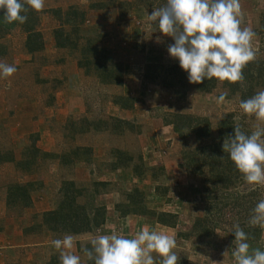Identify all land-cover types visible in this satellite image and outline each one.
<instances>
[{
    "label": "rangeland",
    "instance_id": "374dc122",
    "mask_svg": "<svg viewBox=\"0 0 264 264\" xmlns=\"http://www.w3.org/2000/svg\"><path fill=\"white\" fill-rule=\"evenodd\" d=\"M61 1L45 0L44 9L38 13L36 30L40 33H50L53 38L52 30L58 25V21L46 10L49 6L57 7L58 3H62ZM117 1L105 0L106 5L101 9L113 8L121 24H116V18H112L111 21L114 22L110 23V20H107L104 25L107 29L104 30L103 27L96 25V20L101 18L99 15L93 16L95 21L92 24L84 22L86 20L84 18L77 28L78 37L75 38V45L71 43L68 48H64L68 56L67 60L74 63L87 80L73 88L76 91L75 94H70V99L78 100L77 106H71L68 111L60 105L63 111H58V115L63 117L51 118L50 121L53 122L48 123L45 142L52 143L54 148L39 149L51 154H37L29 167H18L15 161L20 158V151L14 152L12 145L9 144L14 142L18 135H0V151L10 152L13 158L12 161L0 163V201L1 203L4 201L1 207L3 212L0 217V227L10 221L16 224L15 221L20 218L27 220L24 213L32 214L31 209L39 208L37 212H41V208H44L42 209L44 211L55 207L60 198L59 188L62 181L71 180L73 187L78 191L76 202L83 204L89 214L96 206L103 208V221L97 228L91 230L93 235L110 234L112 229H116L120 234L131 238L147 226L150 230L175 234L177 247L174 251L180 257L178 264H236L232 256L235 243L228 238V232L234 223L251 226L248 221L256 203L264 199V186L247 184L242 174L236 169L237 171L231 174L230 186L226 188L218 186L210 193L208 191L211 185L205 181L209 176L210 166L200 161L198 170L201 174L197 171L188 172L184 168L182 152L188 150L198 152L201 146L210 144L216 138L217 122L224 115H228L229 121L234 125L240 124L242 129L250 134L255 125L260 122L254 115H246L239 107L240 90L245 89L246 83L250 85L251 92L247 97L249 98L257 91L264 90V81L256 83L255 78L252 76L253 78L250 79L249 76L248 80L238 82L239 88L236 91L229 93L217 79L210 90L204 92L197 90L195 84L188 81L187 73L183 69L181 74L168 69L173 64H179L178 59L172 58L167 51L168 45L174 43L173 38L160 32L156 24L149 27L147 15L153 9L163 6L166 0H146L147 3L143 2L145 0H128L130 7L123 10L121 16L118 14V9L114 7ZM240 2L244 12L241 26L250 27L256 33L252 44L257 49V59L253 62L264 65V0H240ZM62 8L65 7L62 6ZM81 26L84 29H81ZM64 27L66 31L70 28L67 25ZM22 33L25 32L16 25L8 32L9 36L6 37L5 34L2 39L0 38V42L6 46V52L3 54L5 55L3 57H6L4 62L17 67V71L12 76L0 77V81L2 85L14 88L9 98L22 97L27 99L28 103L30 101L36 103V106L31 105L32 111L30 110L33 112L35 109L33 112L35 117L41 115L45 109L56 105L54 89L61 85V79L57 78L62 77V72L59 60L55 59L58 55L51 57L41 53V50L36 52L30 63H27L28 60L23 59L18 51L19 48L24 47ZM69 37L74 38V34L70 32ZM85 37L99 38L97 44L106 50L109 61L113 60L121 66L120 84L101 83L91 66L87 73L77 67V58L81 46H84ZM14 59L18 63H14ZM156 64L158 68H150ZM51 65L54 66L51 69L45 67ZM254 66L256 65L251 64L250 73L254 72ZM262 77L264 78V73ZM223 91H227L228 96L223 104H217L216 98ZM128 92H135L134 94L137 95H129ZM118 94L134 98L132 108L124 109L125 111L119 114L113 107L118 106L112 102ZM5 99L7 96L4 97V102ZM68 103L69 107L70 102ZM74 108L77 111L72 110ZM8 110L6 108V111ZM170 112L207 119L210 135L199 139L192 129L184 128L182 137H178L172 127L165 126L166 124L161 120L163 114L168 115ZM108 116L127 119L132 123V127H124L121 132L113 131L109 127L103 128V122L108 120ZM14 118L11 124H23L22 115L18 117L17 113ZM82 119L87 123L84 124L83 131H78L82 125L80 122ZM73 120L72 128H74L72 129L70 122ZM200 122L198 123L201 124ZM94 124H97V127L93 128ZM5 127L8 130V127ZM12 131L10 130L11 133ZM36 134L29 133L24 137L27 144L30 141H34L35 144L38 139ZM76 146L90 148L89 158L86 159L81 152H79L81 155L74 156L72 149ZM116 149L124 152L125 156H129L125 164L114 159ZM15 153L19 154L16 159ZM138 162L146 164L147 167L152 168V171L149 170L140 177L134 176L131 169ZM27 181L34 183L30 193V205L22 206L20 202L8 205L6 187L10 183ZM94 181L104 183L96 184L93 183ZM134 187L142 191L146 208L175 214L174 226L158 224L147 215L119 214L116 205L123 203L125 193ZM206 194L210 196L211 202L217 201L218 204L216 209L211 210L214 215L209 217L208 226H212V231L199 233L192 229V222L196 217L204 214L207 206ZM244 200L247 201L244 204L247 211L237 205L242 204ZM37 212L32 216V225L39 220V216L35 215ZM3 216H6L5 220H2ZM14 226L16 225H12V228L16 229L17 227ZM30 227L23 231L31 232ZM256 227L259 230L253 239L261 250H264V229ZM16 230L21 232V229ZM52 234L59 236L63 233ZM0 253L2 256L3 253ZM42 253L45 258L51 255L47 251ZM10 255L15 264H31L30 260L34 256L30 254L28 248H19L18 245L14 247ZM153 255L158 254L153 253Z\"/></svg>",
    "mask_w": 264,
    "mask_h": 264
},
{
    "label": "clouds",
    "instance_id": "9594fccd",
    "mask_svg": "<svg viewBox=\"0 0 264 264\" xmlns=\"http://www.w3.org/2000/svg\"><path fill=\"white\" fill-rule=\"evenodd\" d=\"M44 7L45 0H0L6 24H23L30 9L40 12ZM243 20L240 0H166L147 15L149 27L156 24L160 32L173 38L174 43L168 45L167 51L178 59L188 81L194 84L213 78L229 83L245 79L243 70L257 59V49L252 44L256 33L250 27H242ZM16 71L14 64L0 62V77H10ZM227 96V91L221 92L216 103L223 104ZM239 107L260 123L250 134L236 124L222 148L247 184L264 186V90L241 100ZM248 223L264 229V199L256 203ZM232 228L235 236L232 256L236 264H264V250L251 247L247 242L249 234L239 223ZM76 242L72 234L52 240L61 264H82L81 257L73 252ZM89 243L91 247L84 246L82 250L94 264H178L180 259L174 251L175 234L150 230L147 226L131 238L112 229L110 234L92 237Z\"/></svg>",
    "mask_w": 264,
    "mask_h": 264
},
{
    "label": "trees",
    "instance_id": "16d2710c",
    "mask_svg": "<svg viewBox=\"0 0 264 264\" xmlns=\"http://www.w3.org/2000/svg\"><path fill=\"white\" fill-rule=\"evenodd\" d=\"M143 2L147 3L148 1L145 0ZM105 5V0L89 1L88 8H102ZM114 7L118 9V14H120L121 16L123 15V10L130 7V2L128 0H118L117 3L114 4ZM46 11L52 17H55V19L58 21V25L55 26L52 30L54 46L58 48H68L71 43L75 45V38L78 37L76 31L85 18V10L77 5L70 4L65 8H62L60 6H49ZM38 13L39 12L30 9L26 13L28 19L25 23L20 24L19 22H14L12 24H6L3 21V12H0V38H2L3 35L7 34L16 25H19L25 32V51L27 53H34L41 50L42 36L41 33L35 28L38 19ZM66 25L70 27L67 31L64 27ZM70 32L74 34V38L69 37ZM84 40V46H81L79 57L77 58V67L83 69L84 72L87 73L91 66L93 67V71L96 74V77L101 83L120 84L121 66H119V64H117L113 60H111L112 62L109 61L110 58L106 50L97 44L99 38L85 37ZM5 52L6 46L2 42H0V56L5 54ZM251 64H255L256 66H254V72L250 73L249 71ZM157 65L158 64L150 66V68H158L159 66ZM168 69L169 71L175 70L178 74H181L182 71V68L179 64H173ZM243 73L245 79L247 80L250 76V79L253 77L255 78L256 83L264 81V78L262 77V74L264 73V65H261L259 63H249L243 70ZM216 80V78H213L211 80L205 79L203 83H196V89L201 92L208 91L214 87ZM221 83L228 89L229 93H233L239 88L238 82L229 83L228 81H221ZM250 89L251 86L246 83L245 89L240 90V100L247 99L248 95H250L251 92ZM133 100L134 98L130 96L118 94L114 97L112 102L116 104L120 109H130L132 108ZM167 116H169V118ZM161 120L164 124L170 125L180 138L183 135L182 130L184 128L192 129L196 137L199 139L205 138L210 135V127L207 119L192 117L188 114H182L179 112H170L168 113V115L163 114V116H161ZM80 122H82V125L80 126L78 131H83L85 127L84 124L87 122L83 119ZM198 122H200L201 124H199ZM73 125L74 120L70 122V127L72 128ZM94 125L95 126H93V128L97 127V124ZM127 126L132 127V123L127 119H122L116 116H108V120H105L103 122V128L107 129V127H109V129L117 132H121V130ZM234 126L235 125L231 121H229V116L224 115L217 122L216 138L212 140L210 144H204V146H201V148L197 150L198 152H196V150H188L182 152V157L184 159V168L188 172L193 173L197 171L201 174V171L199 172L198 170L200 161L201 163L202 161L206 162L210 166V171L208 173L209 176L207 179H205V181L211 185V188L208 191L210 193H212V191H215L218 186L224 188L230 186L232 184L231 174L237 171V168L231 161L228 153H225L222 148L223 142L226 137L229 134H233ZM79 152H81L82 155H85L86 159H88V156L90 155V148L85 146H76L72 149V153L74 154V156H78L80 154ZM19 154L20 158L15 161V164L18 167L26 168L30 166V163H32L35 155H50L51 153L40 151V149L35 146L34 141H30L29 144L21 148ZM114 159L120 163L125 164L126 161L129 160V156H125L124 152L116 149L114 150ZM12 160L13 158L10 152L0 151V163L3 161ZM149 170L152 171V168L147 167V165L142 162H138L132 167L131 172L134 176L140 177ZM93 183L103 184L104 182L94 181ZM33 188L34 183L32 181H27L24 183H10L6 187V203L10 205L15 202H20L22 206H29L31 201L30 193ZM77 192L78 191L73 187V182L71 180H63L61 183V187L59 188L60 198L55 207L49 210L42 211L40 213L39 220L36 222V224H34L35 226L32 225L30 227L31 231H39L42 228H45L51 233L60 232L63 234H76L91 231L94 228H97L102 223L104 218L103 208L101 206H96L89 214L83 204L76 202ZM205 199H207V206L204 214L202 216L196 217L192 222V229L199 233L212 231V226H208L209 217L210 215H214L211 213V210L216 209V206L218 204L215 200V202H211L210 196L208 194L205 195ZM245 203H247V201L244 200L242 204H236L240 207L242 206V210L244 209L245 211H247L246 207L244 206ZM116 208L121 215L135 213L150 216L155 222L164 226L173 227L175 224V214L163 211H155L146 208L143 203V193L137 187H134L129 192H126L124 202L121 204H117ZM218 211L220 210L218 209ZM240 226L246 233L249 234L250 238L247 242L251 245V247L260 248V246L256 244L255 239H253L254 236H257L259 228L256 226L248 225ZM232 230L233 228L229 230L228 238L231 241H234L235 236L234 233L231 232ZM85 246L91 247L90 243H86ZM5 264H15V262H6ZM86 264H94V262L86 260Z\"/></svg>",
    "mask_w": 264,
    "mask_h": 264
},
{
    "label": "crops",
    "instance_id": "0c3cea01",
    "mask_svg": "<svg viewBox=\"0 0 264 264\" xmlns=\"http://www.w3.org/2000/svg\"><path fill=\"white\" fill-rule=\"evenodd\" d=\"M61 1V0H60ZM62 3H58V6L62 7H66L67 5L73 4V5H77L80 8L85 10V19L84 22L90 23L92 24L93 21H95V19H93L95 16H100L101 18L97 19L96 22L98 26L103 27L104 30L107 29L106 26H104L107 22V20H110V23H113L114 21H111L112 18H116V14L113 8H88V3L89 0H62ZM95 15V16H94ZM94 16V17H93ZM117 20V21H116ZM115 23H120V21H118V19H115ZM95 25V24H94ZM81 29H84V27H80ZM42 36H43V48L41 49V53L43 54H47L48 56L51 57H57L55 59L59 60L60 62V67H61V72H62V77L61 78H57V79H61V85L60 87L54 89L55 92V106H52L53 108L49 109H45V111L41 114V115H37L35 117H33V112L31 105L32 106H36V103H34L33 101H30L28 103L27 99H23L22 97L20 98H9L10 97V93L12 91H14L13 87L11 86H5L2 85L1 81H0V135L4 134L7 135H11V134H16L18 135V137L16 138V140L12 143H9L12 145V148L14 150V152L20 151L21 148L25 145H27V141L26 138H24L26 135H28L29 133H33L38 135V139L35 141V146L38 148H41L42 150H49V149H53L54 145L48 144L47 142H45L46 139V135L47 134V129H48V123L53 122L50 121L51 118H57V119H61V117H63V115H58V111H63L62 109H60V105L63 107V109H68L71 106H74L77 104L78 100L75 99H70V94H75V90L73 88L80 86V84H83V81H86L87 79H85V75L83 76L81 71L76 68V65L74 63L69 62V60H67L68 56L65 54L64 48H58L54 46V41L53 38L51 36L50 33H44L41 32ZM9 36V34H6V37ZM25 38V33H22L21 39H22V44ZM2 39V38H1ZM106 45V44H105ZM115 45V42H114ZM21 54V56L23 57V59H27L28 62L30 63V60H32V58L34 59V55H36V52L34 53H27L23 48H19L18 50ZM5 55L0 56V62H4V59L6 57H3ZM15 61L14 63L17 62V60H13ZM9 62V60H8ZM5 63V62H4ZM18 63V62H17ZM47 67V69H51L52 67H54L53 65L51 66H45ZM100 84V83H98ZM101 85V84H100ZM102 86V85H101ZM136 92V90H134ZM135 92H128L127 94L129 95H137L134 94ZM3 95V96H2ZM77 95V93H76ZM7 96V99H5L4 102V97ZM9 98V99H8ZM70 102L69 107L67 106ZM23 103V104H22ZM7 104V105H6ZM66 104V106H65ZM11 105V106H9ZM25 105V106H22ZM8 106V107H7ZM77 106V105H76ZM25 107V108H24ZM59 107V108H58ZM114 110L116 111V113H121L123 111H125L124 109H119L116 106H113ZM6 108L9 109L8 111H6ZM60 109V110H59ZM31 110V111H30ZM74 111H77L76 108L72 109ZM79 111V110H78ZM13 112V113H11ZM18 113V117H20L22 115L23 117V124L19 123V124H14L12 122V118H14V115H16ZM71 113V111L69 112ZM9 115V116H8ZM75 115V114H72ZM8 116V117H7ZM2 118V119H1ZM66 117L64 116V119ZM16 119V118H14ZM75 119V118H73ZM9 121V123H8ZM15 121V120H14ZM8 127V130L6 129V127ZM168 126V125H165ZM5 127V128H4ZM4 128V129H3ZM10 130H13L12 133L10 132ZM5 136V137H6ZM40 138V139H39ZM5 139V138H4ZM49 140V139H48ZM47 140V141H48ZM1 145V144H0ZM16 155L14 156L15 159L16 157L18 158L17 153H15ZM2 201H0V217L2 215L1 212V207L4 204L1 203ZM34 203V200L32 199V204ZM44 208H41L40 211L42 212ZM46 210V209H45ZM37 211H39V208L37 209H31L29 214L27 212H25L24 214H26V218L27 220H23V219H19L16 222V224H13L11 221L9 223L5 222L4 226L2 224L3 227H0V252H2V256L0 253V264H5L6 262H14L13 260H11L10 255L13 250L14 247L16 245L19 246V248H28V251L30 252V254H33V258L30 260L31 264L36 263V264H61L60 258H59V251L57 249H55V247L52 245V240L57 239V238H63L64 235L66 234H60L59 236H54V234H52L49 230L42 228V231H31V232H25L23 231L24 229L30 227V225L33 224V222H31L32 216L34 215V213H36ZM41 212H37V216H40ZM128 215V214H125ZM123 215V216H125ZM35 217V216H34ZM2 220H5L6 216L2 217ZM4 222V221H3ZM12 225H16L14 227H17L16 229H21L20 231H17L15 228H12ZM23 227V229H22ZM29 229V228H28ZM14 231V233H13ZM74 237H76V245L73 249V252L76 255H79L81 257V262L82 264H86V260L87 257L84 255V252L82 250V247L84 245V243L89 242V240L99 234H95L93 235V232L91 231H86V232H82V233H76V234H72ZM33 237V239H32ZM17 239H19L17 242ZM28 242H27V241ZM82 245V247H81ZM21 246V247H20ZM18 248V247H17ZM42 250V251H41ZM41 251V252H40ZM49 252L51 253V255H47V257H43V253L42 252ZM39 253H41V255H39ZM5 257V258H4ZM42 260V261H41Z\"/></svg>",
    "mask_w": 264,
    "mask_h": 264
}]
</instances>
